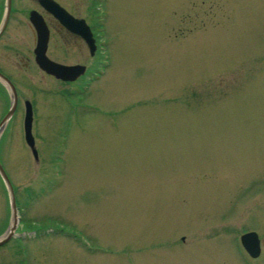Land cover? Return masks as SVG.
<instances>
[{
	"label": "rangeland",
	"instance_id": "374dc122",
	"mask_svg": "<svg viewBox=\"0 0 264 264\" xmlns=\"http://www.w3.org/2000/svg\"><path fill=\"white\" fill-rule=\"evenodd\" d=\"M65 2L103 17L106 68L57 96L32 70L38 160L22 104L0 137L21 217L0 264H264V0ZM11 219L0 177V237Z\"/></svg>",
	"mask_w": 264,
	"mask_h": 264
},
{
	"label": "flooded vegetation",
	"instance_id": "af4514ba",
	"mask_svg": "<svg viewBox=\"0 0 264 264\" xmlns=\"http://www.w3.org/2000/svg\"><path fill=\"white\" fill-rule=\"evenodd\" d=\"M23 1L25 2L23 3ZM51 1L62 8L66 12L67 16L61 18L52 14L42 4V0H0V28L2 27V23L4 21L7 6H10L7 23L0 32V75L9 81L17 97V106L12 117L16 115L19 105L22 104L23 122L25 117L26 102L30 103L33 114L36 109L33 100L25 97L24 95L25 90H28L29 88L27 85L30 84H28V82L32 79L31 74L33 69H35L41 76L53 81L54 83L52 84L50 90L45 89L42 91V87H37L36 90L40 92L45 91L47 94L50 92L52 96H57L61 93L59 92L61 91L60 88L78 84L79 81L88 78L87 74H92L94 79L99 78L106 66V45L102 40V34L99 33L102 31V28L104 29V22L102 21L103 17H101L99 13V15H96L95 10L93 9H90L91 11L85 9L83 14L86 13V16L81 17L80 15L75 14V9L70 8V5L65 2V0H61L63 3L58 0ZM18 7L20 8L18 9ZM95 9L98 10L97 7H95ZM17 11L20 14V19L16 23L11 24L15 18L14 14H16ZM90 15L94 16L93 20L89 19ZM66 19L74 22L76 20L77 22L81 21L89 28L95 44L93 54H91L90 48L83 37L72 30L73 26L69 27V24H64L63 20ZM38 28L43 35L45 31L47 32V43L44 54L45 57L51 62L65 67H72L75 65L84 66L86 67L84 75L80 76L75 81H64L55 75L48 74L37 65L36 50H38L37 46L39 43ZM81 49H83L82 63L78 62L74 64V54L77 52L80 55ZM95 56H97L98 59L97 63L94 64L96 66V70L90 73L88 71L90 65L87 63H89L88 61L93 59ZM91 68L92 66L90 69ZM89 76L91 78V75ZM89 84L90 82L88 83L86 80L83 81L81 89L76 92L81 91V93H83ZM11 94L12 90L9 85L0 80V95L5 98L7 109L2 115L0 122L10 109L12 101ZM70 94H75L74 88L70 91ZM20 219L21 217L19 216V220ZM248 257L251 258L249 255Z\"/></svg>",
	"mask_w": 264,
	"mask_h": 264
},
{
	"label": "water",
	"instance_id": "95a60500",
	"mask_svg": "<svg viewBox=\"0 0 264 264\" xmlns=\"http://www.w3.org/2000/svg\"><path fill=\"white\" fill-rule=\"evenodd\" d=\"M42 4L47 8L49 12H51L52 14L58 17L64 18V16H67L66 12L51 0H42ZM9 13H10V6L8 5L4 15V21L2 23V27L0 28V32L7 23ZM63 21L64 24H69V27L73 26L72 30L83 37V39L90 48L91 54H93L95 50V45H94V39L92 37L89 28L81 21L77 22L76 20L74 22L67 19ZM38 33H39V43L37 46L38 50H36V56H37L36 62L37 65L42 70H44L48 74L55 75L64 81H75L80 76L84 75L86 70L84 66L75 65L72 67H65L62 65L55 64L50 60H48L44 55L46 50V43H47V32L45 31L43 35L38 28ZM0 80L4 83H7L12 90V94H11L12 101H11L10 109L0 122V136H1L6 123L12 118L16 110L17 97L9 81L4 77H2L1 75H0ZM25 106H26V110H25V117L23 122L25 143L31 150L34 159L37 161L38 151L36 149L35 141L32 135L33 111L29 102H26ZM0 177L9 198L11 215H12L11 224L9 225L7 232L2 237H0V247H1L7 242H9L12 238H14L18 226V217L16 211L14 189L1 163H0ZM240 243L243 249L245 250V252L251 258L256 259L259 257L261 253V241L255 232H249L242 235L240 237Z\"/></svg>",
	"mask_w": 264,
	"mask_h": 264
}]
</instances>
